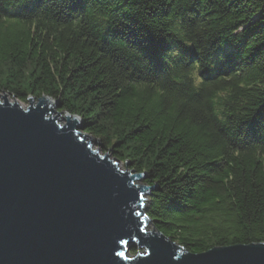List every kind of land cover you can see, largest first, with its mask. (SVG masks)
<instances>
[{
    "label": "trees",
    "instance_id": "obj_1",
    "mask_svg": "<svg viewBox=\"0 0 264 264\" xmlns=\"http://www.w3.org/2000/svg\"><path fill=\"white\" fill-rule=\"evenodd\" d=\"M0 94L81 118L187 252L264 244V0H0Z\"/></svg>",
    "mask_w": 264,
    "mask_h": 264
},
{
    "label": "water",
    "instance_id": "obj_2",
    "mask_svg": "<svg viewBox=\"0 0 264 264\" xmlns=\"http://www.w3.org/2000/svg\"><path fill=\"white\" fill-rule=\"evenodd\" d=\"M28 103L0 100V264H264V244L196 255L149 232L147 176L94 150L54 100Z\"/></svg>",
    "mask_w": 264,
    "mask_h": 264
},
{
    "label": "snow or ice",
    "instance_id": "obj_3",
    "mask_svg": "<svg viewBox=\"0 0 264 264\" xmlns=\"http://www.w3.org/2000/svg\"><path fill=\"white\" fill-rule=\"evenodd\" d=\"M144 52L146 56L156 61H163L165 57H167L168 59H172L174 54L175 63L181 62L183 58L191 54L187 49H181V48H177L173 51H169L167 48L159 44L146 45ZM117 255L122 256L123 253H117Z\"/></svg>",
    "mask_w": 264,
    "mask_h": 264
},
{
    "label": "rangeland",
    "instance_id": "obj_4",
    "mask_svg": "<svg viewBox=\"0 0 264 264\" xmlns=\"http://www.w3.org/2000/svg\"><path fill=\"white\" fill-rule=\"evenodd\" d=\"M1 96L3 97V96H5V94H0V100H1V98H2ZM8 96H9V95H8ZM9 100H10L11 102H14V101H15V99L12 98V97H10V96H9ZM18 102H19V101H18ZM19 104H20L24 109L28 108V106H29V103H28V102H27V103L19 102ZM83 133H84V134H87L86 132H83ZM87 135H89V134H87ZM89 136L93 138V142H92L93 149H94V150H98V148H99V150H101V152H102L103 154H105L104 151H103V149H102V147L99 146L98 144H95V143H101L100 140L97 139V138H95V137H93L92 135H89ZM120 168H121V170H123V171L126 170L125 165L120 164ZM138 185H144V182H140V183H138ZM147 200L149 201V197H147ZM148 231H149V232H153V231H154L153 227H152V226H149Z\"/></svg>",
    "mask_w": 264,
    "mask_h": 264
},
{
    "label": "bare ground",
    "instance_id": "obj_5",
    "mask_svg": "<svg viewBox=\"0 0 264 264\" xmlns=\"http://www.w3.org/2000/svg\"><path fill=\"white\" fill-rule=\"evenodd\" d=\"M64 117H66L65 115H63V117L62 118H64Z\"/></svg>",
    "mask_w": 264,
    "mask_h": 264
}]
</instances>
